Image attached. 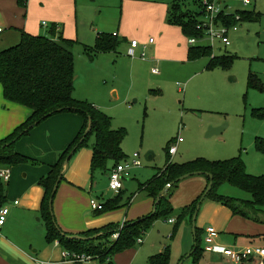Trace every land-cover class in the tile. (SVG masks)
<instances>
[{
  "label": "rangeland",
  "instance_id": "rangeland-1",
  "mask_svg": "<svg viewBox=\"0 0 264 264\" xmlns=\"http://www.w3.org/2000/svg\"><path fill=\"white\" fill-rule=\"evenodd\" d=\"M147 1L150 2L149 5L137 8L133 5L129 6L126 0H53L46 1V3H44L45 0H40L45 4V10L32 8L27 11L14 0L12 7L13 16L20 15L23 21L28 22L30 28L38 27V24L41 26V23L45 22L47 28L40 27L39 29L42 34L44 33V36L50 35L51 29L56 25L65 38L76 42L73 50L75 76L77 77L76 92L82 96L88 95L91 98L99 99L98 101L102 103L104 109L100 108L91 98H87V101L94 102L108 117H112L115 129L127 131L128 135L122 146L126 158L121 163L132 162L133 156L139 155L142 166L131 169V177L124 182L123 190L119 194L110 190L108 173L96 172L91 179L96 186L93 188L91 184L87 187V191L93 198H98L105 204L120 196L114 209L106 210L104 214L120 212L125 216L124 222H131L151 215L153 201L145 194L137 193L139 183H145L152 179L154 174L163 169L169 161L182 164L197 158L224 161L238 157L244 161L249 175H264V152L259 151L256 146L257 138L264 140V121L254 119L252 116L253 109H264V91L251 89L248 86L250 75H255L264 86V0H215L223 8H230L231 13L238 10L254 11L259 15L257 21L237 24L238 31L230 33L228 46L221 44L218 40L213 41L211 59L214 56H225L224 54L236 57L229 68L208 69L210 59L207 58L190 61L189 50L192 46L189 44V38L179 27L182 34L170 40L165 48V51L169 53V58L166 55L168 60L155 65L160 69V75L151 72L152 66L149 60L153 57L152 59L158 61L163 55L155 52L153 56L148 51L145 58L129 57V51L126 52L132 41H137L141 46L146 44L140 40L141 35L153 36L159 42L161 40L160 22L174 26L168 21L173 0ZM245 1H248L250 5L245 6ZM184 4L192 12L200 11L193 0H186ZM43 15H53L55 19L50 20ZM204 18H206V14L202 11L199 20ZM12 27L14 26L10 24L7 17L0 14V28L5 31L4 35H0V45L2 44L1 38L17 43L18 37L13 34ZM105 33L116 35L119 38L121 54L118 56L111 53L99 54L91 58L86 54L85 49L94 47L97 35ZM206 44V42H202L200 46H206ZM5 46H10V44H5ZM0 49H2L1 46ZM183 49L188 50V58L186 57L182 62L180 56ZM137 62L147 65L146 82L153 86H146V88H142L139 84L131 86L132 81L127 74V69L132 63ZM184 62L186 65L182 64ZM114 71L119 72L116 87L122 96L116 102L112 101L108 94L113 87L112 81L115 80V74H111ZM105 88L108 90L107 93ZM77 98L86 99V97ZM223 126L227 127L219 135L207 137L210 130ZM179 138L183 141L178 145L177 153L170 156L168 149ZM94 141L95 137L91 135L86 147L91 148ZM148 153H152L154 157L152 161L146 160L145 156ZM112 164L113 162L109 166ZM181 190L183 192L185 187L179 189L175 187L171 193V198L174 200L172 205L174 215L179 213V205L186 198V193L183 195ZM218 192L223 196L240 201L252 200L249 193L229 184L222 185ZM133 196L134 201L131 205L128 200ZM212 201L207 199L203 202L199 212L201 215L197 217L196 221L197 228V225L201 226V218H204V223H206L216 215L214 210H208L205 205ZM224 207L230 210L228 207ZM95 213L96 216L103 214ZM209 225L206 224L202 228L205 229ZM38 226L44 228L42 222H38ZM123 226L120 224V229ZM10 228H12L10 233L9 231L8 233L3 232V236L8 237L9 240L14 239V235L18 232L14 227ZM173 229L174 226L170 223L164 222L162 219L156 220L142 235L144 244L141 245L137 242L134 248L114 255L112 264H123L130 260V257H127L128 252H136L139 255L138 262H141L144 252L151 245H159L167 237H172ZM198 229L200 230V228ZM218 232L221 234V238L224 236L234 238L231 237L232 235H228L233 232L225 230H218ZM12 233L14 234L11 236ZM30 240L29 243L24 242L25 247L20 244L16 245L29 254L40 249L39 262L73 264L64 261L63 255L66 253L64 248L62 246L56 248L55 242L49 243L46 235L34 233ZM168 243L171 245L172 261L179 264L193 250V230L181 224L175 237ZM201 244L204 248V240ZM52 250L57 253L52 254ZM77 257L85 260L77 264H104L108 261L107 259L101 262L85 255ZM213 261L210 262L214 263ZM205 263L206 261L201 260L198 264ZM184 264H192V259L185 260Z\"/></svg>",
  "mask_w": 264,
  "mask_h": 264
},
{
  "label": "trees",
  "instance_id": "trees-1",
  "mask_svg": "<svg viewBox=\"0 0 264 264\" xmlns=\"http://www.w3.org/2000/svg\"><path fill=\"white\" fill-rule=\"evenodd\" d=\"M198 6V12H192L185 7L186 0H175L172 4L169 23L181 27L187 38H201L203 33L197 29L204 11V0H193ZM212 1V0H210ZM19 6L26 7L28 0H17ZM236 16L240 17V23L254 22L259 18L258 14L250 11H236L220 16V21L226 27H232L238 23ZM20 41L17 45L0 50V84L7 101L28 108L31 111L27 120L20 125L6 139L0 141V166L15 167L30 160L16 152L15 146L23 137L27 136L35 127L47 119L62 113H77L85 119V125L78 137L59 155L57 163L50 173L40 181L45 189V198L41 212L46 226V239L49 243L59 241L60 245L70 255L92 257L104 262L126 250L136 246L137 240L142 238L150 226L158 219H169L174 214L171 203L172 190L162 197L156 205V212L143 219L126 222L122 229L120 225H113L99 230H91L82 238H70L63 234L56 223L53 213L54 187L61 178H65L64 163L71 153L73 156L79 149L86 147L90 136L95 137L93 157L91 163L92 177L96 172L106 174L109 164L116 166L125 160L122 145L127 138L125 129H113L112 118L92 103L75 98V57L74 40L66 39L60 29L54 25L50 35L33 36L23 30H19ZM120 42L117 37L110 34H98L94 47H87L85 52L93 58L95 55L116 52ZM210 46H192L189 50V60L195 61L202 58L210 59L208 69L229 68L235 56H214ZM248 86L251 89L264 91V86L255 75H250ZM252 116L257 120H264V109H253ZM89 126L91 129L88 131ZM88 132V133H87ZM257 149L264 152V140L257 138ZM72 156V157H73ZM203 172L211 174L214 178L213 188L206 199L217 201L228 207L234 215L241 216L255 223L264 224V175L252 176L246 171V166L241 158L225 161H210L197 158L193 161L178 164L169 161L164 170H160L155 177L142 185L155 204L165 187L180 177ZM206 177V176H204ZM209 180L208 177H206ZM229 184L249 193L251 201H240L219 194V188ZM7 185L0 179V210L5 207ZM117 196L107 204H103L101 211L114 209L117 204ZM200 198L190 206L179 211L180 221L189 218L192 220L196 212ZM52 202V204H51ZM130 203V202H129ZM117 233L118 238L112 239ZM96 237L94 240L86 238ZM202 231L196 228L195 244L193 247L192 264H198L204 257ZM150 264H171V250L169 247L159 255L150 258Z\"/></svg>",
  "mask_w": 264,
  "mask_h": 264
},
{
  "label": "crops",
  "instance_id": "crops-1",
  "mask_svg": "<svg viewBox=\"0 0 264 264\" xmlns=\"http://www.w3.org/2000/svg\"><path fill=\"white\" fill-rule=\"evenodd\" d=\"M46 1L50 2L53 0H45L44 3H46ZM174 1L175 0L172 1V4ZM44 3L40 2V0H31V1L29 0L25 8L26 10L27 9L30 10L34 8L43 11L46 9ZM126 3L129 6L133 5L137 8H144L146 5H149L148 3L150 2H148L147 0H126ZM13 6H14V0H0V14L5 15L8 21L10 22V24H13L14 27H12L13 28L12 31L13 34H16V36L18 37V41L17 43H13V41L12 42L6 41V38H1L2 44L0 46L2 49L0 50L7 49L19 43L20 41L19 30H23L33 36H38L42 34L39 30L40 27L47 28V24L45 22H42L41 26H39L38 24V27L30 28L28 22L23 21L20 18V15L13 16L12 13ZM250 12H254V11H250ZM43 16L49 18L50 20L55 19L53 15H47V16L43 15ZM44 23L46 25H44ZM15 26H20L23 28L17 29ZM2 30L0 32V35H4L5 33V31ZM159 30H160L159 34L161 39L159 42H157L153 36L141 35L140 40L144 41L146 44L144 46L139 45V47L135 50L136 57L138 56L142 57V54L143 53L146 54V52L148 51H150L151 54H153V56L155 55L154 54L155 52L159 55L160 54L163 55L162 57H160L158 61L152 59L153 57H151V59L149 60V63L152 66L151 72L153 73L154 69L159 70V74H155V75H160V69L158 67H155V65H159L161 61H166L168 60L167 58H169V53L165 51V48L167 47L169 41L177 38L179 35L182 34L181 29L179 27L170 26L163 22H160ZM237 31L238 30L232 32H237ZM124 32L126 34V29L124 30ZM117 39L119 41V38ZM151 39L154 40L153 43H150ZM126 42L128 43V41ZM5 44H10V46H5ZM198 46H200V44ZM127 49L128 50L126 52H128L131 49V43L129 44ZM120 52L121 49L119 45L117 51L111 52V54L118 56L121 54ZM104 54H109V53H104ZM224 55H231V54H224ZM186 57L188 58V50L183 49L182 54L180 56V61L182 60L183 62V60H185ZM174 58L177 59V57ZM182 64L186 65L185 62ZM147 70L148 68L147 65L145 64L139 62L132 63L127 69V74L129 75L132 81L131 86L136 84L141 85L142 88H146V86H153V84L148 85V83L146 82ZM117 72L118 71L111 72L112 75L115 74L114 76L115 80L112 81L113 87L108 92V94L112 98V101L115 102L119 101L122 97L120 95L119 90L116 87L117 86L116 79L119 76V72L118 73ZM122 73H124V71H122ZM76 79L77 77L75 78V86L77 83ZM105 90L107 93L108 91L107 88H105ZM74 96L75 98L86 97V99L77 98L83 101H87V98H91L88 95L85 96L80 95V93L76 92V90L74 91ZM91 99L95 101V103L100 108L104 109L102 103L98 101L99 99L98 100L94 98ZM90 103L96 106L94 102L90 101ZM98 106L96 107L98 108ZM255 109H259V108H255ZM30 114L31 111L28 108L7 101L3 94L2 85L0 84V141L6 139L9 135H11L15 131V129H17L27 120ZM84 125H85V119L77 113H62L55 115L44 121L39 126L35 127L27 136L23 137L17 142L15 146L16 152L28 158L30 160L29 162L23 163L21 165H17L15 167L2 166L9 168L11 170V181L7 185L6 203H5V207L9 209V215L6 224L0 230V264L44 263L38 261L40 259L39 256L40 249L38 251H32V253L29 254L26 251L19 249V247L16 244H20V246L23 247L24 242L29 243L31 241L30 238H33L34 233H39V235L42 234L46 235V226L41 212L42 203L45 198L46 192L43 186H41L40 181L50 173L52 167L57 163L59 159V155L78 137ZM112 127H113V118H112ZM226 127L227 126H224V129ZM113 129L115 128L113 127ZM168 154H169V149H168ZM150 156L152 157V155ZM92 157H93L92 147L91 148L83 147L79 149V151L71 158L68 164V168L67 169L65 168L64 170L65 178L60 182L53 202V213L56 219V223L63 232V234L67 235L70 238H82V235H84L85 233L91 230H99L108 227L109 225H120V224L123 225L124 223H126L124 222L125 216L122 213L120 214V212L119 213L109 212L96 216L95 213L96 211L91 209L90 203L92 200H96L101 204H105L104 201H100L98 200V198H93L91 194L87 191V187L89 185L91 186L92 184L93 188L96 186V184H94L93 181L91 180ZM134 157L135 155L133 156V159ZM234 158H238V157H233L230 159H234ZM230 159H226V160H230ZM115 167L116 165L113 163L111 166H109V169L113 170ZM165 167L160 170H164ZM110 172L111 171L108 172L109 182H110ZM158 172L154 174L152 179L155 177V175H157ZM130 177H131V171L129 172L128 176H125L123 180V186H124V182ZM193 177H200V178L195 179ZM193 177H190L182 181L177 186L178 189L180 187L181 188L185 187V190H183V192L181 190V193L183 195L186 193V198L179 205L180 211L190 206L198 198H201L209 185V181L206 177L204 176H193ZM152 179H150L149 181H151ZM149 181L145 183H139V187H138L139 189L137 193H143L150 200L153 201V208L151 212L152 214L156 205L155 201L153 198L149 197L144 190H141L142 185H145ZM134 196L129 198L128 200V203L130 202L131 205L134 201L133 200ZM205 201H207V199H205L203 202ZM16 202H19L18 205L15 204ZM171 203L172 205L174 204L173 198H171ZM205 205L208 210H214L216 215L213 216L212 219H210L206 223H204L205 221L204 218L203 219L201 218V223H200L201 226L197 225L198 228H200V230L202 231L203 240L205 237L206 228L204 229L202 228V226L204 227V225L210 224L209 227L210 226L214 227L217 231L225 230L227 232H233V233H229L228 235L229 236L232 235L231 237L234 238H228L226 236L221 238V234L219 233L220 235L219 238L217 239V244L219 246H223L226 248L242 249L248 246L264 245V224L255 223L241 216L234 215L230 210L226 209L220 203H215L214 201H212V203H206ZM200 215L201 214H199L198 217ZM178 218H179L178 214H176L173 215V218L162 219L164 222H168L170 223V225L174 226L172 237H167L166 240L160 242L159 245L158 244L151 245V247L144 252L143 259L141 260V262H138L139 255L136 252H128L127 257H130V260L123 262V264H150L151 257L163 253L167 247H169L171 250V245L170 243H168V241L172 240L175 237L177 233V229L181 224H184L186 227L191 228L193 230L192 220L186 218L185 220L180 221ZM140 219L143 218H139L137 220ZM170 220H175L176 222L171 223ZM38 222H42L44 224V228L38 226ZM10 227H14L15 230L18 232L14 235L13 237L14 239L9 240L8 237L3 236V232L6 231L8 233L9 231L10 233V231H12L11 230L12 228ZM13 234L14 233H12L11 236ZM143 244L144 241L142 239L141 245ZM194 244H195V235H194ZM60 246L61 245L56 246V248ZM51 252L52 254L57 253V251L54 250H52ZM171 255H172V251H171ZM213 259L214 258H212L210 255L204 254L202 260L206 261L205 264H212L210 261L211 260L213 261ZM110 264H112V258ZM171 264H178V263H175V261L173 262L171 258Z\"/></svg>",
  "mask_w": 264,
  "mask_h": 264
},
{
  "label": "built area",
  "instance_id": "built-area-1",
  "mask_svg": "<svg viewBox=\"0 0 264 264\" xmlns=\"http://www.w3.org/2000/svg\"><path fill=\"white\" fill-rule=\"evenodd\" d=\"M244 5L248 6L250 5V3L248 1H245ZM203 6L206 18L201 20L197 26V29L203 33V36L199 39L189 38V44L191 46H198L200 43L206 42V46H210L211 48H213V41L218 40L221 44L228 46L230 44V33L232 31L238 30L237 24L240 23V17L236 16V20L238 21V23L229 28L224 26L219 18L222 14L230 13V8H223L222 5H220V3L216 2L215 0H204ZM44 25L46 24L44 23ZM114 36L116 37V35ZM153 42L154 40L151 39L150 43ZM139 45L140 44L137 41L131 42L129 56H136L135 50L139 47ZM142 58H145V53L142 54ZM153 73L159 74V70L154 69ZM182 141L183 140L179 138L173 145L170 146V156H174L177 153L178 145ZM141 166L142 162L139 160V155H135L132 162H124L118 164L110 172V190L116 194H119L123 189V180L125 176H128L133 167ZM0 179L4 182L5 185H8L11 181V170L9 168L0 166ZM18 203L19 202H16L15 204L18 205ZM90 205L91 209L94 211H101L103 209V204L97 202L96 200H92ZM8 215L9 209L7 207H4L0 210V230L6 224ZM170 222L175 223L176 221L170 220ZM219 235V232L214 227L210 226L205 230L204 252L205 254H208L212 258H214V263L212 264H264V245L248 246L242 249L226 248L217 244ZM113 237L114 239L118 238V234L114 235ZM137 242L141 244L142 239H138ZM55 245L59 246V241H56ZM77 256L78 255H70L68 252L64 254L65 261L67 262L77 264L85 261L84 259H79V257ZM109 261L111 260L108 259V261H106L104 264H108Z\"/></svg>",
  "mask_w": 264,
  "mask_h": 264
},
{
  "label": "water",
  "instance_id": "water-1",
  "mask_svg": "<svg viewBox=\"0 0 264 264\" xmlns=\"http://www.w3.org/2000/svg\"><path fill=\"white\" fill-rule=\"evenodd\" d=\"M90 129H91V126H89L88 131H89ZM223 130H224V126H223L222 128L212 129V130H210V132L208 133L207 136L212 137V136H214V135H219ZM87 133H88V132H87ZM150 155H152V153H148V154L145 156L147 161H152V159H153V155H152V157H151ZM72 156H73V153L70 154V156L68 157V159H67V160L65 161V163H64V167H65L66 169L68 168V164H69V161L71 160ZM193 176H206V177H208L209 180H210V181H209V185H208L206 191L204 192V194L202 195V197H201L200 200H199V203H198L197 208H196V212L194 213V216H193V218H192V222H193V233H194V235H195V231H196V221H197V217H198V214H199V212H200V209H201V205H202L203 201L206 199V197H207V195L209 194V192L211 191V189L213 188V183H214L213 181H214V178H213V176H212L211 174H207V173H203V172H197V173H192V174L184 175V176L180 177L179 179H177V180L171 182V183L168 184V185L165 187V189L161 192V194H160V196H159V198H158V200H157V202H156V205L159 203L160 199H161L162 197H165V196L170 192V190H171L176 184H179V183H181L182 181H184V180H186V179H188V178H190V177H193ZM60 182H61V178H59V180L57 181V183H56V185H55V187H54L53 195H55V193L57 192V189H58V187H59ZM51 204H52V202H51ZM156 205H155V209H154V211H153L154 213L156 212ZM95 238H96V237L86 238V239H87V240H94ZM192 254H193V252H192L191 254H189V255L186 257V260L190 259V258L192 257ZM184 262H185V260L181 261L179 264H184Z\"/></svg>",
  "mask_w": 264,
  "mask_h": 264
}]
</instances>
